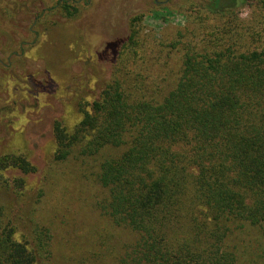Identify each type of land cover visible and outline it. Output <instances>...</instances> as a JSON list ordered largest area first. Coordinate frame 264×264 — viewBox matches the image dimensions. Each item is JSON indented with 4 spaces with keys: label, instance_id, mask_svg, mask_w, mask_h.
<instances>
[{
    "label": "trees",
    "instance_id": "trees-1",
    "mask_svg": "<svg viewBox=\"0 0 264 264\" xmlns=\"http://www.w3.org/2000/svg\"><path fill=\"white\" fill-rule=\"evenodd\" d=\"M189 8L172 32L131 16L97 93L60 96L35 190L31 155L0 152V264H264V0ZM84 193L58 241L50 213Z\"/></svg>",
    "mask_w": 264,
    "mask_h": 264
},
{
    "label": "rangeland",
    "instance_id": "rangeland-1",
    "mask_svg": "<svg viewBox=\"0 0 264 264\" xmlns=\"http://www.w3.org/2000/svg\"><path fill=\"white\" fill-rule=\"evenodd\" d=\"M74 1L80 13L67 18L60 8H54L57 0H0V152L31 155L38 166L29 183L34 190L54 156L51 129L53 117L64 112L60 96L69 90L75 93L82 83L81 90L90 98L97 93L94 89H99L101 80L111 76L128 37L131 16L142 13L145 26L155 33L163 27L172 32L185 25L190 3L197 0ZM251 12L242 5L240 16L249 17ZM65 177L59 181L61 185ZM52 194L49 191L48 196ZM87 198L90 195L84 193L76 203L65 197L64 205L50 213L51 219L57 216L53 224L58 226V241H64L67 229L80 228L69 224L72 218L92 213L91 206L84 203ZM76 239L73 235L68 244L82 242L80 237V241Z\"/></svg>",
    "mask_w": 264,
    "mask_h": 264
}]
</instances>
